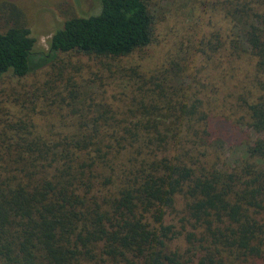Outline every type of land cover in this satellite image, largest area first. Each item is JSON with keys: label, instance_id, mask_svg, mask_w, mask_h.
Segmentation results:
<instances>
[{"label": "trees", "instance_id": "trees-1", "mask_svg": "<svg viewBox=\"0 0 264 264\" xmlns=\"http://www.w3.org/2000/svg\"><path fill=\"white\" fill-rule=\"evenodd\" d=\"M155 1L99 0L35 60L0 0V264H264V0H187V55L127 67Z\"/></svg>", "mask_w": 264, "mask_h": 264}, {"label": "rangeland", "instance_id": "rangeland-1", "mask_svg": "<svg viewBox=\"0 0 264 264\" xmlns=\"http://www.w3.org/2000/svg\"><path fill=\"white\" fill-rule=\"evenodd\" d=\"M22 8L23 14L27 19V25L31 36L35 39L36 60L40 52L48 50L50 37L55 30L61 28L63 22L72 15L89 16L96 14L100 10L99 0H12ZM190 2V0H189ZM187 0H156L153 5V11L158 20L157 24V42L151 47L137 51L129 61L121 62L125 66H137L138 70L149 71L157 70L160 63L166 62L171 58H180L187 55L186 44L190 35L191 17L186 15L185 7L189 6ZM194 37L191 38L192 41ZM183 41L181 42V40ZM181 45V48H178ZM180 56V57H179ZM60 59L72 61L69 65L71 74H79L88 77L90 72L104 71L100 61L94 58H80L75 56H62ZM59 60H56V63ZM76 63H84L87 67L81 70L76 69ZM119 63V62H118ZM115 64V63H114ZM75 67V68H74ZM52 66L36 70L27 78V82L35 84L42 82L53 74ZM114 77V76H113ZM86 81H88L83 77ZM107 81L108 78H107ZM112 81V79H110ZM113 81L118 82L117 76ZM248 134L249 131L247 130ZM225 153L229 155L231 148L226 146Z\"/></svg>", "mask_w": 264, "mask_h": 264}]
</instances>
